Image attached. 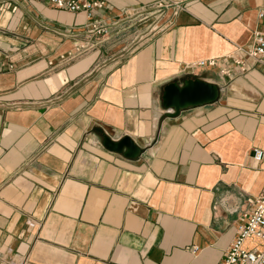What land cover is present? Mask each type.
<instances>
[{"label": "crops", "instance_id": "1", "mask_svg": "<svg viewBox=\"0 0 264 264\" xmlns=\"http://www.w3.org/2000/svg\"><path fill=\"white\" fill-rule=\"evenodd\" d=\"M96 1L0 0V264H219L264 191V65L188 67L251 46L264 0ZM189 77L219 101L167 117L163 87Z\"/></svg>", "mask_w": 264, "mask_h": 264}, {"label": "built area", "instance_id": "2", "mask_svg": "<svg viewBox=\"0 0 264 264\" xmlns=\"http://www.w3.org/2000/svg\"><path fill=\"white\" fill-rule=\"evenodd\" d=\"M45 1L54 9L66 10L72 12H86L87 16H92L93 10H100L103 2L96 0H39ZM178 5L174 4V7ZM168 5L158 3L155 7L145 10L140 16L141 19L147 17L161 18ZM151 13V14H150ZM150 14V15H149ZM259 18L264 20V11L259 12ZM155 26V25H154ZM153 26V28H154ZM152 28V29H153ZM89 32L92 35L102 39L109 36V24L101 22L92 23ZM255 65H264V30L256 31L253 35L252 45L246 48H236L230 57H221L218 59L207 58L189 64L191 73L195 70H214L217 74L225 77L233 75H243ZM263 152L253 149L252 159L261 162ZM252 210L243 213L238 220L236 231L237 235L229 244L224 253L222 262L219 264H264V191L255 199ZM256 239L262 245L261 249L256 246L252 249L245 247V242Z\"/></svg>", "mask_w": 264, "mask_h": 264}, {"label": "water", "instance_id": "3", "mask_svg": "<svg viewBox=\"0 0 264 264\" xmlns=\"http://www.w3.org/2000/svg\"><path fill=\"white\" fill-rule=\"evenodd\" d=\"M221 88L216 84L199 78H187L182 82H172L163 87L161 104L167 112L166 116L174 118L181 111L190 108H202L219 101ZM102 146L116 153H123L125 157L135 160L143 152L129 138H123L119 142H113L105 136Z\"/></svg>", "mask_w": 264, "mask_h": 264}, {"label": "rangeland", "instance_id": "4", "mask_svg": "<svg viewBox=\"0 0 264 264\" xmlns=\"http://www.w3.org/2000/svg\"><path fill=\"white\" fill-rule=\"evenodd\" d=\"M245 247H249V245H246V244H245Z\"/></svg>", "mask_w": 264, "mask_h": 264}]
</instances>
